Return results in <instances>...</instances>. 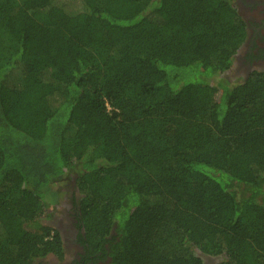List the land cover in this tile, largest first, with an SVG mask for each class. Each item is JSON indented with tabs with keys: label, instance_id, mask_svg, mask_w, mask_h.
<instances>
[{
	"label": "trees",
	"instance_id": "trees-1",
	"mask_svg": "<svg viewBox=\"0 0 264 264\" xmlns=\"http://www.w3.org/2000/svg\"><path fill=\"white\" fill-rule=\"evenodd\" d=\"M0 16V264L63 259L36 217L68 169L85 256L264 264V71L215 81L245 38L232 0H0Z\"/></svg>",
	"mask_w": 264,
	"mask_h": 264
},
{
	"label": "flooded vegetation",
	"instance_id": "flooded-vegetation-1",
	"mask_svg": "<svg viewBox=\"0 0 264 264\" xmlns=\"http://www.w3.org/2000/svg\"><path fill=\"white\" fill-rule=\"evenodd\" d=\"M235 6L238 8L237 12L245 23V38L243 45L236 53L232 70L235 75L241 72L240 77L244 79L253 69L264 71V0H236ZM70 186L64 213L61 216H52V222L47 221L48 225L56 229L61 236L64 250L63 259L57 260L49 254L34 264H40L42 261L43 264L107 263L105 259H98L97 253H89V256H85L86 249L81 242L83 232L78 227L75 208H73V200L77 203L80 195L75 188L74 182H70ZM68 253L71 256H67ZM86 257L88 259L83 261Z\"/></svg>",
	"mask_w": 264,
	"mask_h": 264
},
{
	"label": "rangeland",
	"instance_id": "rangeland-1",
	"mask_svg": "<svg viewBox=\"0 0 264 264\" xmlns=\"http://www.w3.org/2000/svg\"><path fill=\"white\" fill-rule=\"evenodd\" d=\"M232 2L234 3V5L236 4V0H232ZM1 19L2 18L0 16V21ZM0 42H1L0 48H2L3 45L4 46L8 45L9 41L8 38L5 36V34H0ZM240 73L235 75V73H233V70H231L228 73H224L220 75L218 78L215 79V81L237 83L241 80ZM75 176H76L75 171H73L72 169H68L65 172V174L54 180L53 187L54 190L58 192L56 203L52 207H49V212L47 214L45 213L46 211H44L42 212V214L41 213L38 214L36 219L40 221H45L46 224H48L47 221L52 222L51 221L52 216L54 215L61 216L64 213V206L66 205L65 202L67 201V193L71 187L70 182L74 181ZM48 195L50 196V194ZM199 255L202 257L203 264H214L217 259L216 257L210 256L205 253L199 252ZM67 256H71V255L68 253ZM40 264H43V261L42 263L40 262Z\"/></svg>",
	"mask_w": 264,
	"mask_h": 264
}]
</instances>
